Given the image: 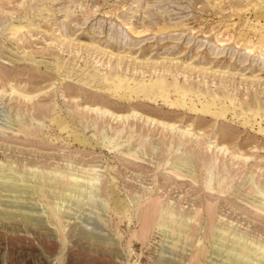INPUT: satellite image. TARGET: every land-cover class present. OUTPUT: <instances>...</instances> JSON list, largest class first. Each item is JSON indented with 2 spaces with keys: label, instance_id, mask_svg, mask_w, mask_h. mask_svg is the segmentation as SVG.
<instances>
[{
  "label": "rangeland",
  "instance_id": "374dc122",
  "mask_svg": "<svg viewBox=\"0 0 264 264\" xmlns=\"http://www.w3.org/2000/svg\"><path fill=\"white\" fill-rule=\"evenodd\" d=\"M0 264H264V0H0Z\"/></svg>",
  "mask_w": 264,
  "mask_h": 264
},
{
  "label": "bare ground",
  "instance_id": "6f19581e",
  "mask_svg": "<svg viewBox=\"0 0 264 264\" xmlns=\"http://www.w3.org/2000/svg\"><path fill=\"white\" fill-rule=\"evenodd\" d=\"M163 85H165V84H163ZM119 116H120V115H119ZM179 171H180V170H179ZM6 180H7V179H6ZM21 181H22V180H21ZM70 186H71V185H70ZM72 187H73V186H72ZM75 187H76V186H75ZM70 188H71V187H70ZM73 188H74V187H73ZM76 188H77V187H76ZM76 188H75V189H76ZM174 214H175V213H174ZM167 217H168V216H167ZM164 219H165V218H164ZM164 219H163V220H164ZM167 219H168V218H167ZM159 220H160V219H159ZM161 220H162V219H161ZM163 220H162V221H163ZM174 220H175V217H174ZM174 220H173V221H174ZM164 221H165V220H164ZM164 223H165V222H164ZM169 223H170V222H169ZM171 224H172V222H171ZM161 225H162V224H161ZM168 226H169V225H168ZM182 228H183V227H182ZM214 235H215V234H214ZM218 235H219V234H218ZM220 237H221V236H220ZM218 239H219V237H218ZM221 239H222V238H221ZM219 240H220V239H219ZM216 241H217V240H216ZM219 242H220V241H219ZM235 242H236V241H235ZM242 243H243V242H242ZM227 247H228V246H227ZM237 249H238V248H237ZM237 249H236V250H237ZM241 250H242V249H241ZM224 251H226V249H225ZM234 252H235V251H234ZM238 252H239V251H238ZM255 252H256V251H255ZM239 253H240V252H239ZM238 256H239V255H238ZM248 256H249V255H248ZM250 257H251V256H250ZM244 258H245V257H244ZM257 258H258V257H257ZM231 259H232V258H231ZM248 260H249V259H248ZM231 261H232V260H231ZM250 262H251V261H250Z\"/></svg>",
  "mask_w": 264,
  "mask_h": 264
}]
</instances>
